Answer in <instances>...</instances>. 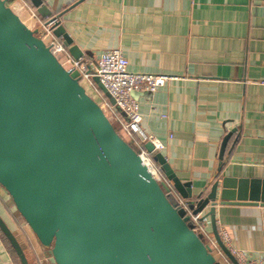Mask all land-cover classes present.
I'll list each match as a JSON object with an SVG mask.
<instances>
[{
    "label": "water",
    "instance_id": "obj_1",
    "mask_svg": "<svg viewBox=\"0 0 264 264\" xmlns=\"http://www.w3.org/2000/svg\"><path fill=\"white\" fill-rule=\"evenodd\" d=\"M29 1L51 17L42 0ZM53 33L72 57L81 56L62 25ZM78 78L0 0V186L47 263L224 264L187 220L201 212L226 259L238 264L219 238L215 207L264 205V185L224 176L208 193L193 194L156 152L152 160L166 180L159 184ZM92 81L114 105L98 78ZM144 148L152 152L149 142ZM0 230L19 264H29L1 215Z\"/></svg>",
    "mask_w": 264,
    "mask_h": 264
},
{
    "label": "crops",
    "instance_id": "obj_2",
    "mask_svg": "<svg viewBox=\"0 0 264 264\" xmlns=\"http://www.w3.org/2000/svg\"><path fill=\"white\" fill-rule=\"evenodd\" d=\"M42 2L83 60L95 64L101 51L118 48L132 71L177 76L154 92L131 95L144 130L164 143V159L181 182H191L193 194L208 193L224 176L264 185V0ZM18 16L27 27L36 22L26 10ZM0 197L9 206V212L0 206V215L31 262L48 264L3 188ZM215 220L232 248L264 260V205H217ZM0 264H17L1 235Z\"/></svg>",
    "mask_w": 264,
    "mask_h": 264
},
{
    "label": "built area",
    "instance_id": "obj_3",
    "mask_svg": "<svg viewBox=\"0 0 264 264\" xmlns=\"http://www.w3.org/2000/svg\"><path fill=\"white\" fill-rule=\"evenodd\" d=\"M5 1L8 6L14 8L17 15L19 10L23 9L28 11L30 17L36 18V22L29 28L38 29L37 34L39 38L66 70H76L78 72V80L81 84L86 82L95 88L92 78L94 76L98 78L99 82L115 101V104L111 105L107 100H104L101 97L102 94L96 90L98 97H101L100 104L111 114V118L109 117L111 123L118 125V132L129 144H131V146H133V149L143 161L155 181L159 184L166 182L162 171L152 160V154L156 152L161 153L165 145L155 135L144 130L142 126L140 104L131 93L134 91L154 92L158 88L166 85L168 81L177 78V76L166 73L132 71L129 69L126 56L118 48L101 51L95 64L87 62L81 57L74 58L63 42L54 36L53 29L60 23L58 17L38 18L35 9L27 0ZM101 109L104 111L102 107ZM146 142L152 145L151 153L144 148V143ZM201 216V212L196 214L189 213L187 215V220L193 230L202 235L203 241L211 248V253L214 258L224 264H231L224 254L221 253L222 251L217 245L212 232L208 230L207 222L205 219L202 220ZM216 230L222 244L236 259L238 264H264V260L247 258L242 252L232 248L229 242L230 238L228 232L225 229L219 228L217 223Z\"/></svg>",
    "mask_w": 264,
    "mask_h": 264
},
{
    "label": "trees",
    "instance_id": "obj_4",
    "mask_svg": "<svg viewBox=\"0 0 264 264\" xmlns=\"http://www.w3.org/2000/svg\"><path fill=\"white\" fill-rule=\"evenodd\" d=\"M27 1L31 4V2H30L29 0H27ZM60 17H61V16H60ZM44 19H45V18H44ZM59 20H60V18H59ZM60 22H61V21H60ZM113 126H114L115 130L118 132V130H119L118 125L113 124ZM130 145H131V144H130ZM0 188H2V187H0ZM4 191H5V190H4ZM5 192H6V191H5ZM6 193H7V192H6ZM8 196H9V195H8ZM9 198H10V197H9ZM10 201H11V203L13 204L11 198H10ZM2 203H3V204H2ZM13 205H14V204H13ZM0 206H1L2 209H4L6 212H9V209H8L9 206H8L7 204L4 203V201H3V199H2L1 197H0ZM14 207H15V206H14ZM15 210H16V208H15ZM16 213L19 214V212H18L17 210H16ZM10 215H11V214H10ZM13 216H15V215H13ZM0 235H1V237H2V239H3V241H4V243H5V245L7 246V248H8V250H9L11 256H12L13 259L16 261V263L19 264V259H18L17 255L15 254V252H14L13 248L11 247L9 241H8L7 238L4 236V234L2 233L1 230H0ZM23 251H24V253H25L27 259L29 260V258H28V256H27V253H26V249H23ZM28 262H30V260H29Z\"/></svg>",
    "mask_w": 264,
    "mask_h": 264
},
{
    "label": "rangeland",
    "instance_id": "obj_5",
    "mask_svg": "<svg viewBox=\"0 0 264 264\" xmlns=\"http://www.w3.org/2000/svg\"><path fill=\"white\" fill-rule=\"evenodd\" d=\"M36 30V32H38V29H35ZM82 86L86 89V91H87V93H88V95L89 96H91L94 100H96L99 104L101 103V97L104 99V100H107V98L105 97V96H99L98 97V94H97V92H96V89L94 88V87H92L90 84H88V83H86V82H83L82 83ZM108 101V100H107ZM109 102V101H108ZM101 105V104H100ZM101 107L104 109V112H105V114H106V116L108 117V119L111 121V114H110V112L104 107V106H102L101 105ZM110 117V118H109ZM119 131V130H118ZM120 134V133H119ZM121 135V134H120ZM131 146V145H130ZM132 148H133V146H132ZM27 232L31 235V236H33L32 234H31V232L28 230V228H27ZM23 248V247H22ZM27 253V256H28V258H31V255L29 254V252H26ZM222 254H223V252H221ZM30 260V259H29ZM28 260V261H29ZM33 259H32V262H31V260H30V262L29 263H31V264H33ZM36 264V263H35Z\"/></svg>",
    "mask_w": 264,
    "mask_h": 264
},
{
    "label": "bare ground",
    "instance_id": "obj_6",
    "mask_svg": "<svg viewBox=\"0 0 264 264\" xmlns=\"http://www.w3.org/2000/svg\"><path fill=\"white\" fill-rule=\"evenodd\" d=\"M86 90V89H85ZM87 92V91H86Z\"/></svg>",
    "mask_w": 264,
    "mask_h": 264
}]
</instances>
